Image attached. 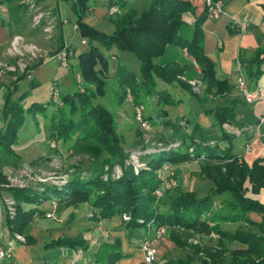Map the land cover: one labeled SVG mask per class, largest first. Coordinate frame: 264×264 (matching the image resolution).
I'll list each match as a JSON object with an SVG mask.
<instances>
[{"label":"trees","instance_id":"1","mask_svg":"<svg viewBox=\"0 0 264 264\" xmlns=\"http://www.w3.org/2000/svg\"><path fill=\"white\" fill-rule=\"evenodd\" d=\"M88 1L71 0V3L79 34L87 40V49L77 58L78 72L83 84L94 90L87 88L82 94L76 88L74 92L60 95L62 108L58 120L55 115L49 117L48 138L59 143L71 142L73 150L78 146L79 150L87 148L100 160L93 165L87 178L74 177L58 190L56 186H44L42 191L29 188L10 190L9 195L16 203L14 217L5 218L10 235H24L27 241L32 218L43 216L50 210L43 209L42 203L56 199L74 207L87 203L98 211L102 220L110 221L116 217L122 218L124 213L128 214L130 219L121 221L129 241L135 228H143V237L146 234V224L152 218L157 225L166 228L179 227L202 235H209L211 232L218 235L219 248L206 251L198 246H188L172 230L169 231L168 238L188 254L184 259L168 260L166 264H264V236L241 228L230 232L219 226V223H244L245 226L264 232V204L252 198V195H258L261 191L264 193V158L256 159L251 164L243 159L239 160L232 149L234 137L222 129L223 124L241 126L236 120L235 112L240 103L238 98H226L223 103L203 109L202 113L213 119L220 132L216 137L211 136L198 121L186 132L181 130L177 121L168 120L167 124L174 127L170 141H179L178 147L154 155L148 163V169L139 171L137 175L131 166L125 167L127 157L117 131L114 112L96 101L105 96L107 82L104 76L109 72L110 57L106 52L113 48L131 53L139 61V78L123 65H117L116 74L121 90L116 104L118 106L123 104L127 88L132 93L135 105H144L146 99L155 95L157 107L179 104L181 100L175 101L166 89L160 87V83L179 86L202 108L210 99L229 94L232 88L226 81L217 79L215 64L204 53L203 24L207 19V7L195 17L191 38L184 39L180 35V29L185 24L183 16L195 11L191 0H150L149 6L141 12L128 8L112 21L114 30L111 33L99 31L82 21L88 14ZM127 5V0L108 2V8L117 6L123 9ZM58 42V47H63L60 33ZM167 46L185 50L200 69L201 82L205 86L201 95L193 93L191 86L178 79L187 74L193 65L160 66L155 63L156 59L164 55ZM250 64L254 67V78L259 79L263 73L264 46L254 52ZM30 85L32 89V84ZM30 93L27 90L15 100L8 93L4 97L0 110L4 121L0 129V152L12 153V147L17 144V133L25 125L28 115L33 116L37 111L45 112L49 106L54 105L55 101L50 99L46 104L36 101L28 104ZM210 142L229 144L228 148L222 150L217 144L211 146ZM102 155L103 159L100 158ZM192 160L201 162L200 175L212 183L213 188L209 193L199 197L193 191H179L170 202H161L168 192L165 189L161 198L157 199L154 193L161 190L165 183V179L157 171L162 170L166 163ZM116 165L121 168L122 177L117 180L109 177L103 181L102 168L107 166L110 174ZM54 191L62 192L63 196L55 198ZM220 195L228 198L223 202V208L215 210L214 198ZM160 205L165 209L158 212ZM138 219H142L144 224L138 223ZM228 242H238L245 248L228 250ZM77 245H83V242L62 236L51 247L74 248ZM226 254L230 256L229 261H226ZM127 257L128 254L124 255L122 252L120 240L115 239L111 243H103L95 252L93 261L95 264H116Z\"/></svg>","mask_w":264,"mask_h":264},{"label":"rangeland","instance_id":"2","mask_svg":"<svg viewBox=\"0 0 264 264\" xmlns=\"http://www.w3.org/2000/svg\"><path fill=\"white\" fill-rule=\"evenodd\" d=\"M16 1L17 5L23 7L27 13H29L28 6L31 3H34L36 8L41 9L40 11H43L44 13L48 12L50 14H44L40 24L36 27L32 26V18H30V16L28 17L27 22L32 26V31H34V34H37L39 38L33 43L28 42V44L27 41H23L22 38V45L20 48H17L18 50L14 54V57H12L8 62L5 61V65H0V89L4 97L8 93L7 95L11 96L12 100H15L19 98V92L17 93V84L24 79L30 80V82L22 85L24 86L26 84L27 88L25 90H30L31 92L30 97L27 100L28 104L34 101L46 104L48 102V94L49 99L52 100V102L55 100V102L54 105L49 106L45 112L37 111L33 116L28 115L26 117L25 125L17 133V144L12 147V153H7L5 151L0 152V241L3 242L4 245H2V247L4 248H8L5 244L9 241L10 235L9 230L6 227L7 220L5 221V218L9 217V215L7 214L6 203L4 200L12 198L9 195L11 192L10 190L15 188H29L32 190L42 191L44 186H56V189L58 190L61 186H66L67 183L74 177H79L80 179L87 178L93 165L100 160L96 159V157L87 148H80L79 150L77 149L79 148L78 146L73 150L71 142L59 143L48 138V120H50L49 117L51 118V115H55L57 120L59 118L60 109L62 108L60 95L64 93L62 91L66 90L67 92H74L77 88L79 92L83 94L87 91V88H90L92 91L94 90L93 87H88L83 84L81 75L78 72V64L75 63L79 54L87 49V40L80 36L79 30L77 29L76 33H74L71 37L70 43L64 42L63 47H58L59 33L55 32L57 30V17L55 18V15L52 14L50 9H46L44 7L42 0ZM149 3L150 0L136 1L134 3V8L132 9L137 12H141L149 6ZM128 8L131 7H128V5L123 9L118 7L119 13L117 15H109L110 18L108 19V23L112 24L113 30L114 25L112 21L125 13ZM71 21L72 23L75 21V25L76 17H73ZM82 21L95 28L94 22L90 19V17H84ZM108 23L99 22V24H96L97 27L95 29L111 33ZM101 24L102 26H99ZM53 40H55L54 43ZM83 42H85V44ZM241 49L243 50V46H241ZM258 49L259 48H256L255 50ZM176 51L179 53V50ZM74 52L76 56H74ZM121 52L122 51H119L116 48L106 52V54L110 56L109 71L111 67L110 61L113 59L111 54L117 55V61L121 62ZM58 53H64L66 58V67H60L59 63L55 62V59L53 60L54 56ZM126 54H128L130 58L127 69L131 70V72H135V64L139 61L133 54ZM49 58L54 61L59 68L68 72L64 74L66 78L64 80H68V84L65 81L63 84L52 82L49 89L46 84H43L41 85V91L39 93H43L44 96L42 98L37 97V95L33 96L34 93L37 94V91L34 90H36L35 88H37V83H39L34 77V72L38 66ZM117 61H115L114 64L118 63ZM73 63L76 65L74 66ZM194 69H196V67H194ZM104 77L107 82L105 96L97 99L96 101L99 104L101 103L110 108L114 112L117 131L119 136L122 138L124 154L127 157L125 160V167L131 166L136 175L139 171L148 169V163L152 161L154 155L167 152L178 147L179 141L174 143L170 141V138L174 134V127L167 124L168 120L177 121L181 130H185L186 132H189L193 125L198 121L199 125L209 131L211 136H219L220 132L217 126L214 125L213 119L202 113L204 108H202V106L196 101L191 100L189 102V106L176 104L175 106L161 105L160 107H157L156 95L144 101V118L151 123L152 128L150 131H142L134 120V110L137 105L134 104L131 91L127 88L123 104L120 106L116 105L121 92L118 83V75L115 74L114 76L111 75L110 72H107ZM30 83L32 84V89L30 87ZM69 89H71V91H68ZM171 89L172 87L168 88L171 97H173ZM202 92L203 89L200 88L199 94L196 92L193 93L201 95ZM128 97H131V101L128 100ZM181 99L183 101H187L186 96ZM2 101H4V98L0 96V109ZM221 101L222 99L212 98L210 99V102L203 107L212 108ZM121 106L122 108H120ZM190 107L192 112L189 111ZM148 117H151V119H148ZM3 122V115L0 111V129L2 128ZM222 129L227 132V134L234 137L231 142L232 149L233 151H236V155L239 160L243 159L245 161L244 157L249 154L253 148V146L247 143L248 140L246 139L241 143L238 142L239 139L241 140L245 137L243 135L245 129H242L241 126H234L231 124L228 127L223 124ZM52 144L54 146H51ZM215 144H217L222 150H225L228 148L227 146L229 143L210 142L211 146H214ZM258 144L259 143L257 142L256 145ZM247 145H249V147L251 146L249 150L247 149ZM189 151H191V149ZM100 158L103 159L104 156L102 155ZM131 159L133 160V163L131 162ZM200 166L201 162L197 160L176 164H164L162 170L160 169V171H157V174H160L162 179L167 178L171 173L175 174L173 177L175 178L174 180L176 182V186L174 187L170 184L167 186L168 188H166V190H168V192L164 197H162L163 199L161 202H170V200L176 196L179 191H193L199 197L206 196L213 188V185L210 181L200 175ZM101 174V179L103 181H106L109 177L117 180L122 177V170L116 165L109 174L108 167L104 166ZM53 194L55 198H61L63 196L62 192L54 191ZM253 196L254 198H257L255 195ZM227 198L228 197L226 195L215 196V210L223 208V202ZM258 199L259 202H264L263 195H260ZM55 204L56 211L54 212L52 218H47L45 215L34 216L30 221L29 227L37 229L38 231L37 234L39 235L32 233V238L38 241V243L36 245H32L31 247L22 245L14 248L13 259L2 261L0 262L1 264H12L14 262L17 264H54V261L57 258H61V261L56 264H69V260L71 259V262L74 264H84L90 253L89 247L93 246L96 240L99 239L104 243H111L115 239H118L120 240L121 246L123 243L127 246L129 251L130 249H133L135 254L134 258H123L126 260H119L121 262L117 264H135L138 260H140L141 254L137 252V241L144 232L142 227L133 229V235L130 240L131 243H128L127 233L124 228V224L121 221L123 218L116 217L110 221L102 220L98 211L93 209L87 203L74 207L58 202L56 199H51L42 203L41 206H50L51 208ZM57 206L58 208H62L59 213H57ZM164 209L165 207H162V205L157 208L158 212L163 211ZM123 215L128 214L124 213L121 217ZM253 218L258 217L253 216ZM152 220L155 221L154 218H152ZM219 226L221 229L230 232H234L235 230L241 228L251 231L258 236H264V232H260L258 228L245 226L244 223H219ZM50 229H58V231L54 232V236H56L55 240H51L49 237H46L49 233L48 230ZM171 230L188 246H198L200 249L206 251H213L219 248L218 235L214 232H211L209 235H202L179 227H173L171 229L167 228V235ZM28 233L31 234V231L29 230ZM11 235V238H13V234ZM59 236L70 238L72 240H80L83 242V245H77L74 248H69L67 246L51 247V244H53ZM26 242H28V240ZM26 242L24 244H26ZM129 246L132 247L129 249ZM63 248H65V250H63ZM154 248L157 252L158 264H166L168 260L184 259L188 254L186 251H183L175 246L171 240H159L155 244ZM226 248L228 250H235L245 248V246L238 242H228L226 243ZM62 257L67 258L63 259ZM229 258V254H226V261H229ZM255 261L258 262V260Z\"/></svg>","mask_w":264,"mask_h":264},{"label":"crops","instance_id":"3","mask_svg":"<svg viewBox=\"0 0 264 264\" xmlns=\"http://www.w3.org/2000/svg\"><path fill=\"white\" fill-rule=\"evenodd\" d=\"M109 1L110 0L88 1L87 5L89 8L86 17H90V19L93 20L95 28L97 27L96 24H99V22L108 23V19L110 18L108 13ZM127 1H128V7L134 8L135 5L134 3L139 0H127ZM16 2H17L16 0H0V65H5L6 64L5 61L8 62L12 57H14V54L18 50L17 48H20L22 45V38L23 41H27V44L28 42L33 43L39 38L37 34H34V31H32L33 29L32 26L27 22L29 14L24 10L23 7L18 6ZM42 3L44 4V7L46 9H50L52 14L55 15V18L57 17V24H56L57 30L55 32L60 33L62 35L63 42L70 43L71 37L73 36L74 33H76V30L78 29L77 24L74 25L75 21L73 23L71 21L72 18L75 17L72 10L71 0H42ZM191 3L193 4L195 11L194 13H188L183 16L185 24L180 29V35L184 39L191 38L195 17H198L206 9V0H191ZM61 20H65V22L62 23ZM232 20L246 22L247 27L243 34L237 35L236 31L232 29L230 24ZM102 24L99 26H102ZM109 26H110V32H112L113 30L112 24L110 23ZM203 34H204V53L211 61L214 62L217 79L219 81H226L228 85L232 88V91L229 94H224L222 97L218 98V99H222L220 103H223L226 100V98H231V99L238 98L240 100L239 105L235 109L236 120L239 124H241L242 129L243 128L245 129V132H243V135L245 137H243V139L241 140L239 139L238 142L241 143L245 141V139L248 140L247 142H252V146H253L252 151L244 157L246 163L251 164L256 159L264 158V124H260V120H259L261 118L264 119V101L256 106H251L249 104H246L243 101V98L238 95L236 90L235 63L236 60L238 59L242 66V70L247 79L248 91L254 90L257 85H261L264 88V73H262L259 79H255L253 76L254 67H251L250 64L252 56L256 51L255 49L264 46V0H224L222 16H220L217 20H209L207 18L203 24ZM16 37H20L21 39L18 40L16 45H14L13 47L11 45V42ZM55 40H53V43L55 42ZM218 42L222 43L221 48H218L216 46ZM241 46H243V50L241 49ZM176 50H179V53ZM111 55L113 59H111L110 61L111 67L109 72L111 73V75L115 76L117 71V65L120 64L127 68L128 63L130 62V58L128 54H126V52H121V60H122L121 63L117 61L118 60L117 55L114 54ZM74 56H76L75 52H74ZM115 61H117L118 63L114 64ZM75 63H77V61ZM75 63H73L74 66L76 65ZM155 63L160 66L177 64L179 66L193 65L195 67V63L187 55L185 50H182L176 46H167L164 55L156 59ZM194 67L187 74L179 76L178 79H180V77H184L189 80H201L200 69L197 67L196 69H194ZM135 68L136 71L132 73L138 78L139 62L135 64ZM66 73L68 72H66V70L64 71L61 68H59L56 65V63L52 61L50 58L45 60L44 63L38 66L34 72V77L39 83H37L38 84L36 86L37 88H35L36 90H34L37 91V94L34 93L33 96L37 95V97H41V98L44 96L43 93L42 94L39 93L41 91L40 90L41 85L43 84H46L48 89L52 82H57V84L59 83L63 84L65 81L68 84V80L67 81L64 80L66 79L64 76V74ZM27 82H30V80L24 79L17 84V88H18L17 93L19 92V95L26 91L25 89L27 88V85L26 84L24 86L22 85ZM160 87L166 89L168 92H169L168 88L172 87L171 92L173 93V99L175 101L181 100L179 101L178 105L183 104L184 106L185 105L189 106L190 105L189 102L193 100L185 91L181 90L180 87L177 85L167 86L160 83ZM201 88L203 90L205 88L203 83ZM68 91H71V89H69ZM62 92H67V91L63 90ZM0 96L4 98L1 89H0ZM184 96L187 97V101L185 100L183 101L181 99L184 98ZM47 100H49V94ZM2 104L3 101L1 103V107ZM120 108H122V106ZM189 111L192 112L191 107ZM257 142L259 143L258 145H256ZM260 195H263L264 197L263 191H261L260 194L255 195V197L257 198H254L253 195L252 197L256 200H259L258 198L260 197ZM261 203L264 204V202ZM41 207L47 210L50 209V206H41ZM57 210H58L57 213H59L62 210V208H58L57 206ZM29 230L31 231V234L27 233L28 242H26V244L18 243L17 241L13 240V238H11V236L9 235V241L6 242L5 246L17 248L22 245H27L29 247H31L32 245H36L38 241L32 238L33 237L32 233L37 234L38 231L37 229L34 228L32 229L31 227H29ZM56 231H58V229L48 230L49 233L46 235V237H49V239L51 240H55L56 236H54L55 235L54 232ZM163 240L170 241L168 237H165ZM103 243L104 242L99 239L96 240L93 246L89 247L90 253L84 264H95V262L93 261V256ZM128 243H131V241H129ZM131 247L132 246H129V249ZM63 250H65V248H63ZM122 252L124 255L128 254L127 258L130 259L134 258L135 256L133 249L132 250L130 249L129 251L127 249V246L124 245L123 243H122ZM137 252L140 253L139 250H137ZM141 258L135 264H139L141 262ZM71 260L69 261L71 262ZM122 260H126V259H121V261ZM59 261H61V258H57L54 261V264H56ZM121 261H118L117 263H120ZM158 263L159 262L157 260V264Z\"/></svg>","mask_w":264,"mask_h":264},{"label":"built area","instance_id":"4","mask_svg":"<svg viewBox=\"0 0 264 264\" xmlns=\"http://www.w3.org/2000/svg\"><path fill=\"white\" fill-rule=\"evenodd\" d=\"M206 7H207V18L209 20H217L220 16L223 14V7H224V0H206ZM41 9L36 8V5L34 3H31L28 6V11H29V16L32 18V26L36 27L37 25L40 24L41 19L45 15H49L50 13L48 12H43L40 11ZM109 15L115 16L119 13V9L116 6H112L108 10ZM62 23L65 22V20H61ZM52 24V22H51ZM50 24V27H51ZM231 27L234 29L237 33V35H241L245 32L247 24L244 21H237V20H232L231 21ZM20 37L14 38V40L11 42V45L14 47L18 40H20ZM85 44V42H83ZM218 48L222 47V43L218 42L216 45ZM55 59V62L59 63L60 67H66V58L64 53H58L54 56L53 60ZM236 90L239 96L243 98V101L246 104H249L251 106H256L264 101V88L261 85H257L254 90L248 91L247 90V79L245 77V74L242 70V66L239 62V60H236ZM195 67H197L195 65ZM263 73H264V65H263ZM180 79L184 82H186L189 86H191V89L193 92L200 93V88L202 86L201 80H189L184 77H180ZM128 100L131 101V97H128ZM55 101V100H54ZM144 112H145V107L144 105H137L134 110V120L135 123L139 125V128L142 131H150L151 123L147 121L144 118ZM260 124H264V119L261 118ZM227 127L229 124H225ZM258 129V128H257ZM252 146V142H247ZM51 146H54L53 144ZM249 145H247V149L249 150L251 148ZM132 160V159H131ZM130 160V161H131ZM133 163V160L131 161ZM169 180V183H168ZM173 177V173L170 174L167 178H165V183L164 187L161 190L155 191L154 195L159 198L162 196L163 191L168 188L167 186L172 185L176 186V182ZM6 203V208H7V214L9 215V218H13L15 215V201L12 198L5 199L4 200ZM56 211V204L50 208L49 211L45 213V216L47 218H52L54 215V212ZM124 221H128L130 219L129 215H123L122 216ZM138 223L144 224L143 220H138ZM146 234L141 237L138 240V250L141 254V262L139 264H157V252L156 249L154 248L155 244L159 241L164 239L165 237H168L167 235V228L163 225H157L156 222L153 220L150 221L149 223L146 224ZM13 239L17 241L20 244H24L26 242V239L23 235L18 234V233H13ZM3 242L0 241V262L5 261V260H12L13 259V250L14 248L8 247L4 248L2 247ZM1 264V263H0ZM12 264H17L16 262ZM60 264H65V263H60ZM73 264V263H69Z\"/></svg>","mask_w":264,"mask_h":264}]
</instances>
